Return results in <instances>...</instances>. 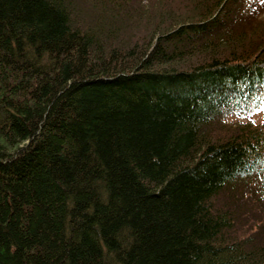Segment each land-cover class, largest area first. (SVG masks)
Returning a JSON list of instances; mask_svg holds the SVG:
<instances>
[{
    "label": "trees",
    "instance_id": "trees-1",
    "mask_svg": "<svg viewBox=\"0 0 264 264\" xmlns=\"http://www.w3.org/2000/svg\"><path fill=\"white\" fill-rule=\"evenodd\" d=\"M264 0H0V264H264Z\"/></svg>",
    "mask_w": 264,
    "mask_h": 264
},
{
    "label": "rangeland",
    "instance_id": "rangeland-1",
    "mask_svg": "<svg viewBox=\"0 0 264 264\" xmlns=\"http://www.w3.org/2000/svg\"><path fill=\"white\" fill-rule=\"evenodd\" d=\"M263 101H264V98H263ZM256 119L257 120H263L264 121V105L261 107V109L258 111V112H256Z\"/></svg>",
    "mask_w": 264,
    "mask_h": 264
}]
</instances>
